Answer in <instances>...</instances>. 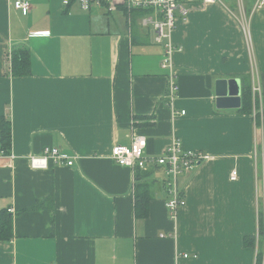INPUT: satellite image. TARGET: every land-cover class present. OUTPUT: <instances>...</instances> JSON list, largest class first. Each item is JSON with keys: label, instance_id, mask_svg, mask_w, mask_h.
<instances>
[{"label": "crops", "instance_id": "crops-1", "mask_svg": "<svg viewBox=\"0 0 264 264\" xmlns=\"http://www.w3.org/2000/svg\"><path fill=\"white\" fill-rule=\"evenodd\" d=\"M257 2L192 7L171 34V93L163 44L142 24L152 11L31 0L23 14L0 0V117L12 139L10 155L0 156V210L13 217L0 264H256L258 248L242 239L255 237L264 254V6ZM20 49L30 64L22 77L11 74ZM221 79L238 80L241 98L244 85L259 89L252 113L216 108ZM134 136L146 139L151 156L178 141L211 157L178 176L186 205L174 219L162 168L137 175L110 158ZM48 147L72 166L31 168L29 159ZM136 185L150 197L145 218L135 217Z\"/></svg>", "mask_w": 264, "mask_h": 264}, {"label": "built area", "instance_id": "built-area-1", "mask_svg": "<svg viewBox=\"0 0 264 264\" xmlns=\"http://www.w3.org/2000/svg\"><path fill=\"white\" fill-rule=\"evenodd\" d=\"M12 7L26 14L31 8V0H7ZM72 0H62L64 6L69 5ZM81 9L88 11L92 6L105 7L108 12L123 7L127 13L133 11H152L154 17L147 16L142 20L144 26H151L154 32V41L163 44L164 54L161 59V69L167 72L168 89L171 93L177 91L175 72L172 66V55L175 48L171 42V34L179 22L185 21L196 4L210 5L217 0H75ZM258 6H264V0H258ZM253 96L259 93L258 88H253ZM184 115V112L181 113ZM147 141L144 137L134 136L129 146L116 145L111 149L110 158L115 164L128 168L132 171H147L152 168H162L166 177L168 198L166 208L170 218L176 217V212L184 208L186 202L177 186L178 176L196 169L202 163L211 159L207 154L183 149L180 142L175 141L171 146L158 156L146 153ZM72 166L73 160L65 157L56 148H45L40 156L29 159L30 167L33 169H46L48 163ZM236 172L232 171L229 180H236ZM11 212V210H9ZM161 237H165L161 235ZM187 256H184L186 258Z\"/></svg>", "mask_w": 264, "mask_h": 264}, {"label": "trees", "instance_id": "trees-1", "mask_svg": "<svg viewBox=\"0 0 264 264\" xmlns=\"http://www.w3.org/2000/svg\"><path fill=\"white\" fill-rule=\"evenodd\" d=\"M29 53L27 50L20 49L11 54V74L13 76L29 75ZM244 85V84H243ZM252 90L251 86L244 85L241 98V108L238 110L244 114L252 113ZM11 125L4 117H0V156H9L11 151ZM141 171L137 170L136 174ZM142 173V172H141ZM138 180V177H137ZM135 204L134 213L136 218H145L147 216L148 202L150 197L147 193H142L143 188L135 186ZM182 194V193H181ZM12 215L6 209L0 210V241L8 242L13 238ZM242 245L246 248H258L256 264H264V254L262 246L256 242L255 237H244Z\"/></svg>", "mask_w": 264, "mask_h": 264}, {"label": "water", "instance_id": "water-1", "mask_svg": "<svg viewBox=\"0 0 264 264\" xmlns=\"http://www.w3.org/2000/svg\"><path fill=\"white\" fill-rule=\"evenodd\" d=\"M215 106L218 110L241 108V91L238 80L221 79L215 82Z\"/></svg>", "mask_w": 264, "mask_h": 264}]
</instances>
